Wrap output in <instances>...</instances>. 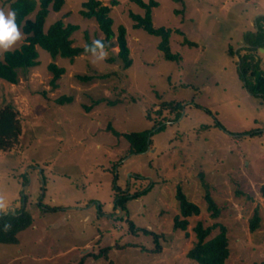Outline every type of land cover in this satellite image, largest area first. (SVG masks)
I'll return each mask as SVG.
<instances>
[{
	"label": "rangeland",
	"instance_id": "obj_1",
	"mask_svg": "<svg viewBox=\"0 0 264 264\" xmlns=\"http://www.w3.org/2000/svg\"><path fill=\"white\" fill-rule=\"evenodd\" d=\"M13 1L0 0V11L9 12ZM87 1L65 0L59 12L50 11L44 29L58 20L78 26L77 47L104 39L96 21L79 13ZM99 1L113 19L107 47L72 61L38 48V65L19 70L16 84L0 80V107L12 104L22 128L18 144L0 152V211L14 215L24 207L34 219L17 244H0V264H196L186 254L198 222L228 229L226 264H261L264 99L247 91L238 66L250 53L264 76V47L243 50L258 27L264 30V0H142L158 4L154 27L172 30L171 52L180 56L174 62L158 49L160 38L133 27L130 14L145 15L137 2ZM120 25L132 59L128 69L107 61L117 58ZM18 29L21 39L7 51L25 42ZM7 51L0 50V60ZM52 64L64 69L56 80ZM84 76L92 79L80 81ZM64 97L72 100L60 104ZM170 101L181 105L159 111ZM109 126L121 134L153 129L147 151L129 155V142ZM114 185L147 193L115 210ZM178 186L202 210L185 232L174 230ZM206 191L218 218L207 210ZM53 207L61 210H48ZM256 209L259 227L251 232Z\"/></svg>",
	"mask_w": 264,
	"mask_h": 264
},
{
	"label": "trees",
	"instance_id": "obj_2",
	"mask_svg": "<svg viewBox=\"0 0 264 264\" xmlns=\"http://www.w3.org/2000/svg\"><path fill=\"white\" fill-rule=\"evenodd\" d=\"M144 10L145 15L130 14L134 21V28L143 29L148 34L160 38L158 49L167 61H178L180 56L173 54L170 48L169 38L172 33L171 29L156 28L152 22V8L158 7V4L151 1L150 4H144L142 0H134ZM115 4V2H112ZM65 0H15L10 2V11L16 14V24L22 29L23 34L27 37L20 48L13 51H7L3 55V60H0V80L9 84H16L18 71L29 69L38 65V48L48 52L52 58L62 57L71 61L78 56L87 55L104 49L107 43L115 36L113 31V19L110 15L111 8L103 6L99 0H88L82 4V10L79 12L86 19H94L98 24L100 32L104 35V39H98L95 43L86 41L85 47L74 46L72 39L73 34L77 31L78 26L72 24H64L58 20L51 24L48 29H44L46 19L52 10L59 12L64 6ZM38 7V9H37ZM36 12L33 20L28 19L31 14ZM264 18V17H263ZM179 33V30H176ZM257 33L250 39L249 47L243 48L246 51H255L254 49L264 47V30L258 27ZM116 45L118 46L117 58H111L108 62L119 60L122 62L123 68L128 69L132 65L130 57V49L126 39V29L120 25L117 29ZM232 50L229 53L232 55ZM242 57V58H241ZM239 57V75L247 89V91L255 97L264 99V76L259 73L258 66L254 64V58L249 53ZM49 69L54 73V80L64 73V69H58L54 64L49 66ZM80 81H90L91 77H79ZM71 98H62L58 100L60 104L70 102ZM180 102L170 101L162 103L159 111L168 110L175 111L180 106ZM179 115V114H176ZM157 125H154L155 129ZM152 129V130H153ZM158 128V131L162 130ZM151 130V131H152ZM21 122L18 114L12 104H5L0 107V152H9L16 144H18L21 135ZM108 131H111L116 136H121L129 142L131 154H142L147 151L150 141L147 142L148 136H151V131H143L138 133L121 134L116 132L110 126ZM251 135H259L260 131L252 130ZM206 185V183H204ZM151 188H148L150 190ZM115 190V191H114ZM114 209L127 210L126 204L130 200L137 199L140 195L147 193V190H142L135 193H129L114 185ZM261 193L264 197V185L261 187ZM26 199V196H25ZM176 199L178 201V215L174 218V230L186 231L189 219L200 215L201 208L191 202L182 188L178 186ZM205 200L208 204L207 210L211 211L212 218H218L220 209L215 204L209 191H206ZM26 204V200H24ZM39 206L45 207L42 201ZM45 210H47L45 208ZM49 211L61 210L60 207L49 208ZM4 214L0 211V244L15 245L18 243V235L30 228L33 224L32 215L25 210L24 207L19 210ZM260 217L258 210L250 219V231L254 232L258 229ZM218 229V233L212 235V231ZM196 242L188 250L186 257L196 264H226L230 255V241L227 236L228 229L216 223L213 226L204 227L201 222H198L193 228ZM145 234L154 236L156 242L157 236L148 230H142ZM108 249V248H107ZM106 248L101 250L96 258L102 257L105 254ZM78 264H83L81 260ZM261 264H264L262 262Z\"/></svg>",
	"mask_w": 264,
	"mask_h": 264
},
{
	"label": "clouds",
	"instance_id": "obj_3",
	"mask_svg": "<svg viewBox=\"0 0 264 264\" xmlns=\"http://www.w3.org/2000/svg\"><path fill=\"white\" fill-rule=\"evenodd\" d=\"M21 39V32L16 24V14L13 11H0V50L7 51Z\"/></svg>",
	"mask_w": 264,
	"mask_h": 264
},
{
	"label": "water",
	"instance_id": "obj_4",
	"mask_svg": "<svg viewBox=\"0 0 264 264\" xmlns=\"http://www.w3.org/2000/svg\"><path fill=\"white\" fill-rule=\"evenodd\" d=\"M149 140H147V142H148Z\"/></svg>",
	"mask_w": 264,
	"mask_h": 264
}]
</instances>
